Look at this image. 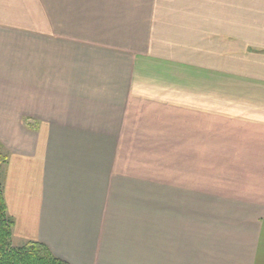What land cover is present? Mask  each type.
Segmentation results:
<instances>
[{
  "label": "crops",
  "instance_id": "1",
  "mask_svg": "<svg viewBox=\"0 0 264 264\" xmlns=\"http://www.w3.org/2000/svg\"><path fill=\"white\" fill-rule=\"evenodd\" d=\"M12 241L69 264H264V0H0Z\"/></svg>",
  "mask_w": 264,
  "mask_h": 264
},
{
  "label": "trees",
  "instance_id": "2",
  "mask_svg": "<svg viewBox=\"0 0 264 264\" xmlns=\"http://www.w3.org/2000/svg\"><path fill=\"white\" fill-rule=\"evenodd\" d=\"M8 154L0 143V264H69L54 256L49 248L37 241L22 245L12 243V219L7 215L3 197L2 175Z\"/></svg>",
  "mask_w": 264,
  "mask_h": 264
},
{
  "label": "rangeland",
  "instance_id": "3",
  "mask_svg": "<svg viewBox=\"0 0 264 264\" xmlns=\"http://www.w3.org/2000/svg\"><path fill=\"white\" fill-rule=\"evenodd\" d=\"M12 243H13V245H20V244H17V243H15V242H13V241H12Z\"/></svg>",
  "mask_w": 264,
  "mask_h": 264
}]
</instances>
